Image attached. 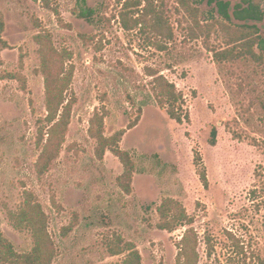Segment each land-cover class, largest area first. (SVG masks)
I'll list each match as a JSON object with an SVG mask.
<instances>
[{"label":"rangeland","instance_id":"rangeland-1","mask_svg":"<svg viewBox=\"0 0 264 264\" xmlns=\"http://www.w3.org/2000/svg\"><path fill=\"white\" fill-rule=\"evenodd\" d=\"M155 1L173 12L175 39L163 51L150 44V35L122 29L115 0H47L49 9L32 0H0V233L18 253L31 249L32 238L12 226L7 211H15L27 191L48 217L57 249L52 264H123L124 255L111 256L108 247L124 243L133 244L141 264H177L180 240L190 229L197 264L237 262L236 243L247 257L264 259V206L248 198L264 179V146L253 144L264 139V76L250 60L215 64L200 40L185 38L172 0ZM189 1L202 23L218 18L207 0ZM39 32L50 35L57 51L69 52L66 65L74 67L65 141L43 175L35 165L40 132L48 129L34 41ZM220 42L211 37L214 47ZM146 69L183 94L189 123L177 124L156 105ZM102 106L104 136L125 132L119 147L133 162L128 195L116 182L123 166L109 150L99 160L88 134ZM164 199L180 203L191 226L158 229Z\"/></svg>","mask_w":264,"mask_h":264},{"label":"trees","instance_id":"trees-1","mask_svg":"<svg viewBox=\"0 0 264 264\" xmlns=\"http://www.w3.org/2000/svg\"><path fill=\"white\" fill-rule=\"evenodd\" d=\"M32 1L41 2L45 8H50L47 0ZM115 1L121 7L118 17L124 31H137L141 34L150 35L148 40L158 51L166 50L167 44L175 39L173 23L171 22L173 12L168 11L163 2L155 0ZM172 2V9L181 17L178 24L183 26L185 38L200 40L205 50L212 54L215 64H232L237 60H250L259 68L260 74L264 76V38L260 35L261 27L259 26L264 27V8L262 5L264 0H238L234 4L228 0H207L208 4L214 5L218 15V18L212 17L207 23H202L199 20L198 8L194 7L189 0H172ZM51 10L58 15L56 9ZM213 35L221 41V45L218 47H214L210 43ZM34 41L39 47V72L43 77L44 105L47 113L44 122L47 123L46 128L48 129L46 133L40 132L38 139L40 154L35 164L37 174L43 175L58 157L65 141L74 103V96L71 92L74 67L72 64L66 65L70 61L71 54L67 51L59 52L54 49L48 33L39 32L34 36ZM146 73L151 78L150 92L156 105L177 124L189 123L190 116L188 111L184 109L186 102L183 94L160 72L146 69ZM13 79H15L14 76ZM239 88L238 94L243 91L241 85ZM68 93L69 95H67ZM245 110L249 111L248 109ZM105 114L104 106L101 107V110H96L93 113L89 121L88 134L96 143L95 154L99 160L103 158L105 151L109 150L123 166V172L116 178V182L121 191L128 195L131 193L133 162L129 154L119 147L125 132L120 130L110 137L104 136ZM226 125L229 129L228 124ZM130 126L132 128L134 124ZM44 135H47L45 141ZM232 135L235 139L242 138L240 133L235 131ZM216 137L217 129L214 127L210 132L209 144L211 146L216 144ZM259 142L264 146V139H253L254 145ZM204 177L203 175L205 183ZM263 193L264 179L261 187L251 189L248 198L253 204L257 202V206L259 204L264 206ZM157 214L159 216L157 228L160 230L172 232L178 226H191L192 224V219L180 203L173 199L162 200L157 208ZM7 218L16 230L30 233L32 247L28 252L18 253L0 233V264H52L57 256V249L48 232V217L34 195L31 192H24L22 203L15 211H7ZM227 235L233 238L229 232ZM118 240L120 241V239ZM196 246V234L190 229L184 233L180 240L177 264H197ZM233 247L238 260L232 264H264L262 257L256 256L254 258V255L247 257L244 249L238 243L234 244ZM108 250L111 256L124 255L123 264H141L140 254L131 243L113 244L108 247ZM231 261L234 262V260Z\"/></svg>","mask_w":264,"mask_h":264}]
</instances>
